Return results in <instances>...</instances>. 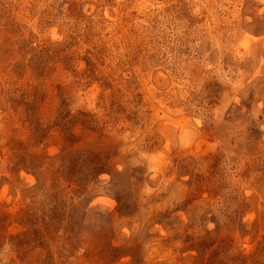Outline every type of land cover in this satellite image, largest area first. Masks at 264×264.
I'll return each mask as SVG.
<instances>
[{
    "label": "rangeland",
    "instance_id": "1",
    "mask_svg": "<svg viewBox=\"0 0 264 264\" xmlns=\"http://www.w3.org/2000/svg\"><path fill=\"white\" fill-rule=\"evenodd\" d=\"M0 264H264V0H0Z\"/></svg>",
    "mask_w": 264,
    "mask_h": 264
}]
</instances>
